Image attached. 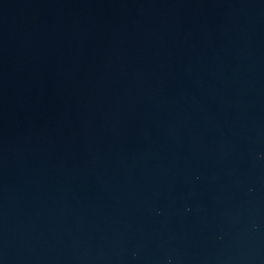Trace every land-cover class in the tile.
<instances>
[{
  "label": "water",
  "instance_id": "1",
  "mask_svg": "<svg viewBox=\"0 0 264 264\" xmlns=\"http://www.w3.org/2000/svg\"><path fill=\"white\" fill-rule=\"evenodd\" d=\"M0 264H264V0H0Z\"/></svg>",
  "mask_w": 264,
  "mask_h": 264
}]
</instances>
